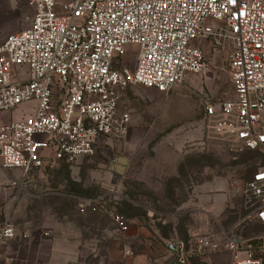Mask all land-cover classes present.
Returning a JSON list of instances; mask_svg holds the SVG:
<instances>
[{
  "label": "built area",
  "instance_id": "1",
  "mask_svg": "<svg viewBox=\"0 0 264 264\" xmlns=\"http://www.w3.org/2000/svg\"><path fill=\"white\" fill-rule=\"evenodd\" d=\"M28 1L29 26L0 44V114L35 107L0 121V169L27 180L51 163L93 156L108 138L127 134L131 116L119 103L129 86L170 92L186 74L205 71L201 43L226 45L232 96L201 100L209 137L233 160L258 157L241 189L245 213L227 231L165 246L175 264L218 254L229 264H264V0ZM132 53L130 67L124 59ZM68 197L82 212L92 203ZM115 222L127 230L121 217ZM247 223L263 230L238 234ZM17 237L11 223L0 224V264L15 263L9 247Z\"/></svg>",
  "mask_w": 264,
  "mask_h": 264
},
{
  "label": "rangeland",
  "instance_id": "2",
  "mask_svg": "<svg viewBox=\"0 0 264 264\" xmlns=\"http://www.w3.org/2000/svg\"><path fill=\"white\" fill-rule=\"evenodd\" d=\"M32 16L28 0H0V44L27 28ZM200 47L206 69L199 75L186 74L181 87L167 93L142 86L126 89L119 103L131 116L124 137L108 138L91 157L51 163L27 180L21 179L20 171L9 170L10 200L15 203L10 209L17 217L0 224L11 223L25 244L31 242L30 234L20 231L25 217L36 222L51 214L61 223L60 229L69 223L66 228L84 233L80 252L43 264H99L113 231L124 232L115 222L117 216L127 226V234L137 226L172 240L227 231L244 215L241 189L258 157L246 154L233 160L228 156L207 134L201 100L205 95L232 96L230 50L210 40ZM134 56H127L124 64L133 67ZM34 107L35 103L22 104L1 113L0 121L24 118ZM68 196L92 203L82 212ZM262 230L247 223L237 233L251 236ZM229 263V255L218 254L207 257L204 264Z\"/></svg>",
  "mask_w": 264,
  "mask_h": 264
},
{
  "label": "crops",
  "instance_id": "3",
  "mask_svg": "<svg viewBox=\"0 0 264 264\" xmlns=\"http://www.w3.org/2000/svg\"><path fill=\"white\" fill-rule=\"evenodd\" d=\"M10 180L13 182L9 171L0 169V223L3 219L17 217L16 212L12 213L10 209V204L12 207L15 204L10 200V193L13 190ZM153 213L150 210V214ZM35 221L32 222L26 217L21 221L20 225H23L20 231L28 232L31 242L25 244L18 236L10 244L9 250L15 258L14 264H26L28 260L31 264H43L49 260H56V257L64 259L83 249L82 229L66 228L69 223L60 229L61 223L54 220L51 214L43 219L36 218ZM45 232L48 233L47 236H43ZM101 237L103 238V235ZM167 241V237L154 236L143 227L136 226L134 230L130 229L128 234L125 231L120 233L119 230H114L107 243L104 258L99 264H175L173 256L166 250Z\"/></svg>",
  "mask_w": 264,
  "mask_h": 264
}]
</instances>
